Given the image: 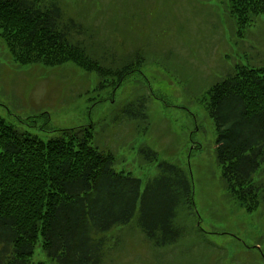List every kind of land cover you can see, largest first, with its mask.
<instances>
[{"label": "rangeland", "instance_id": "1", "mask_svg": "<svg viewBox=\"0 0 264 264\" xmlns=\"http://www.w3.org/2000/svg\"><path fill=\"white\" fill-rule=\"evenodd\" d=\"M54 1L63 22L77 24L74 41L97 54L113 52L119 62L137 52L147 61L123 81L105 82L72 62L23 64L0 30V116L44 141L54 131L91 126L92 145L112 150L115 169L143 187L158 174L159 162L186 168L201 218L203 232L168 250H154L134 221L109 235L102 264H264V204L250 210L226 188L216 159L217 127L203 101L204 91L234 65L264 66V15L240 39L227 0ZM141 100L150 104L151 127L139 134L127 110ZM142 144L159 153L158 161L140 160ZM255 180H264V164ZM30 262H48L41 246Z\"/></svg>", "mask_w": 264, "mask_h": 264}, {"label": "trees", "instance_id": "2", "mask_svg": "<svg viewBox=\"0 0 264 264\" xmlns=\"http://www.w3.org/2000/svg\"><path fill=\"white\" fill-rule=\"evenodd\" d=\"M225 7L240 39L264 15V0H227ZM76 27L63 22L54 0H0L3 40L23 64L72 62L105 82L123 81L145 65L141 52L121 62L113 52L99 56L72 39ZM203 101L217 127L216 159L226 188L254 210L264 204V180H255L264 164V66L234 65L204 91ZM127 117L137 133L147 132L150 104L132 103ZM54 132L44 141L0 116V264H31L38 246L48 259L38 264H102L109 235L134 221L154 250L203 232L186 168L159 162L158 174L143 187L115 169L112 150L92 145L93 127ZM138 154L147 164L159 158L148 144Z\"/></svg>", "mask_w": 264, "mask_h": 264}]
</instances>
